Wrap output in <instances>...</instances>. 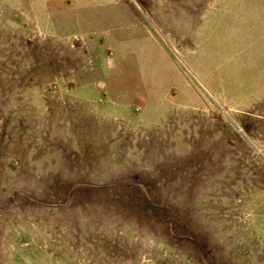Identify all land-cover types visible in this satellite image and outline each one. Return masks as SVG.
I'll return each mask as SVG.
<instances>
[{
	"label": "rangeland",
	"instance_id": "obj_1",
	"mask_svg": "<svg viewBox=\"0 0 264 264\" xmlns=\"http://www.w3.org/2000/svg\"><path fill=\"white\" fill-rule=\"evenodd\" d=\"M0 264H264V0H0Z\"/></svg>",
	"mask_w": 264,
	"mask_h": 264
}]
</instances>
